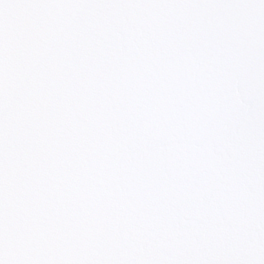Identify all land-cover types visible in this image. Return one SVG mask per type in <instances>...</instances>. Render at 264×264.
<instances>
[{
  "label": "snow or ice",
  "instance_id": "1",
  "mask_svg": "<svg viewBox=\"0 0 264 264\" xmlns=\"http://www.w3.org/2000/svg\"><path fill=\"white\" fill-rule=\"evenodd\" d=\"M0 264H264V0H0Z\"/></svg>",
  "mask_w": 264,
  "mask_h": 264
}]
</instances>
